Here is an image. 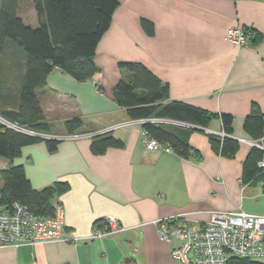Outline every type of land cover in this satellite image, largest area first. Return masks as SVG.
Listing matches in <instances>:
<instances>
[{"label":"crops","instance_id":"1","mask_svg":"<svg viewBox=\"0 0 264 264\" xmlns=\"http://www.w3.org/2000/svg\"><path fill=\"white\" fill-rule=\"evenodd\" d=\"M110 29L95 55L99 72L85 83L60 69L37 90L50 127L49 136L69 135L66 122L81 118L80 133L100 132L129 119L114 99V89L128 72L124 62L145 65L169 86V101L208 111V128H177L196 152L185 159L176 153L150 152L142 128L111 132L124 147L103 155L91 151L92 140H61L50 152L46 142L21 149L13 160L0 156L1 173L22 166L35 190L56 183L68 185L54 206L64 211L65 230L78 241L0 249V264H181L172 257L173 244L162 241L157 222L186 216L205 223L211 212L264 216V172L241 183L253 141L244 130L254 110L264 114V0H119ZM19 15L30 27L22 14ZM150 22L149 35L143 21ZM232 27L257 33L247 47L225 41ZM26 72V55L7 41L0 64V113L18 111ZM234 118L233 137L240 149L233 158L215 153L210 138L224 132L221 116ZM27 131V130H26ZM43 135V134H39ZM114 218L127 232L91 240L99 221Z\"/></svg>","mask_w":264,"mask_h":264},{"label":"trees","instance_id":"2","mask_svg":"<svg viewBox=\"0 0 264 264\" xmlns=\"http://www.w3.org/2000/svg\"><path fill=\"white\" fill-rule=\"evenodd\" d=\"M22 0H0V64L7 41H13L26 55V72L19 95L18 111L0 113V117L12 124L36 134L49 135L50 127L37 97V90L45 86L47 78L60 69L77 82L85 83L99 72L95 63L98 45L110 29L113 15L119 8V0H32L39 26L26 25L19 15ZM143 26L153 34V26L146 20ZM254 33V38L257 37ZM128 72L114 89L116 104L127 111L131 120L169 118L208 128L214 115L206 110L183 102L169 101V86L163 83L145 65L137 62L119 64ZM224 133L221 139L211 136L213 151L225 158H233L240 149V143L233 137L234 118L221 116ZM69 135L79 134L84 126L81 118L66 122ZM27 127V128H26ZM143 129L162 144L170 145L174 152L185 159L196 152L184 136L174 127L145 124ZM244 130L254 141L264 138V114L254 110L247 116ZM28 135L9 129L0 123V156L13 160L27 146L46 142L50 152L58 149V140ZM124 143L104 134L92 139L91 151L103 155L111 148L121 149ZM263 152L255 147L250 151L244 166L242 182L250 183L264 172L259 168ZM4 186L0 191V209L9 211L19 203L31 213L40 217H53L55 200L68 191L65 183H56L43 190H35L22 166H14L1 173ZM97 224L101 226V221ZM230 264H264L257 260L231 258Z\"/></svg>","mask_w":264,"mask_h":264},{"label":"built area","instance_id":"3","mask_svg":"<svg viewBox=\"0 0 264 264\" xmlns=\"http://www.w3.org/2000/svg\"><path fill=\"white\" fill-rule=\"evenodd\" d=\"M254 32L249 28L232 27L227 31L225 41L231 45L247 47L252 44ZM0 123L9 129L23 132L25 128L7 122ZM8 123V124H7ZM145 124L204 130L209 135L216 133L187 122L169 118H149L128 120L100 132H86L63 137H51L52 140H92L95 136L109 134L129 126L142 128L147 151H164L175 153L170 145L162 144L152 138L144 129ZM222 138L227 135L222 132ZM263 152L259 168L264 171V138L258 141L240 140ZM242 183V180H240ZM103 229L94 227L91 240L129 231L114 218L101 221ZM158 235L162 241L173 244L172 257L181 264H230L231 258L260 261L264 259V216L237 212H211L205 223L191 221L186 216H177L157 222ZM65 230L64 211L60 205L55 206L53 217H40L31 213L19 203H14L9 211L0 209V249L6 247L36 246L55 242H75ZM35 264V263H33Z\"/></svg>","mask_w":264,"mask_h":264},{"label":"rangeland","instance_id":"4","mask_svg":"<svg viewBox=\"0 0 264 264\" xmlns=\"http://www.w3.org/2000/svg\"><path fill=\"white\" fill-rule=\"evenodd\" d=\"M22 4H23L22 5V9H23L22 14L25 16V19L28 22H30V23H36L37 22V18H36L35 10L33 9L32 0H22ZM10 42H13V41H10ZM15 46L17 48H19L17 45H15ZM21 52H23V51L21 50ZM0 120L2 121L1 117H0ZM26 130L27 129H25L23 132L24 133H29V134L34 133L32 131H29V130L26 131ZM260 262L264 263V259L260 260Z\"/></svg>","mask_w":264,"mask_h":264},{"label":"water","instance_id":"5","mask_svg":"<svg viewBox=\"0 0 264 264\" xmlns=\"http://www.w3.org/2000/svg\"><path fill=\"white\" fill-rule=\"evenodd\" d=\"M24 133V132H23ZM26 134H28V135H33V134H29V133H26ZM44 139H48V140H50L51 138H46V137H43Z\"/></svg>","mask_w":264,"mask_h":264}]
</instances>
